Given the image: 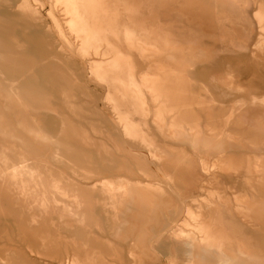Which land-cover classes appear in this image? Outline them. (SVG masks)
<instances>
[{
  "label": "rangeland",
  "instance_id": "obj_1",
  "mask_svg": "<svg viewBox=\"0 0 264 264\" xmlns=\"http://www.w3.org/2000/svg\"><path fill=\"white\" fill-rule=\"evenodd\" d=\"M263 100L264 0H0V264H264Z\"/></svg>",
  "mask_w": 264,
  "mask_h": 264
},
{
  "label": "bare ground",
  "instance_id": "obj_2",
  "mask_svg": "<svg viewBox=\"0 0 264 264\" xmlns=\"http://www.w3.org/2000/svg\"><path fill=\"white\" fill-rule=\"evenodd\" d=\"M144 44H145V43H144ZM263 101H264V100H263ZM170 131H172V128H170ZM103 132H104V131H103ZM166 133H167V132H166ZM107 135H108V134H107ZM260 143H261V142H260ZM260 143H259L258 146H260ZM255 144H256V143H255ZM117 145H118V144H117ZM263 145H264V144H263ZM253 147H254V146H253ZM262 148H264V147H262ZM254 155H255V154H254ZM255 156H256V155H255ZM250 157H251V156H250ZM250 157H248V158H249V160H251V167H252L251 169H254L255 171H258V173H259L260 170L262 169L261 166L264 165V161H263L264 159H263V160H261V158L257 159L258 157L256 156L257 158L254 159V160H252V159H250ZM251 158H252V157H251ZM254 158H255V157H254ZM248 162H250V161H248ZM249 171H251V170L249 169ZM261 171H262V172H260L259 174H261V173L264 172L263 170H261ZM250 173H252V172H250ZM253 174H255V173H253ZM256 175H257V174H256ZM256 175H255V176H256ZM262 175H263V174H262ZM255 176L252 175L253 178H255ZM252 177H249V179L252 178ZM261 177H262V176H261ZM261 177L258 175V177H257V181H258V182L256 181L257 183H260V182H261V179H262ZM252 180H253V179H252ZM107 183H108V181H107ZM107 183H106V184H107ZM168 183H169V182H168ZM249 183H250V182H249ZM253 183H254V182H253ZM253 183H251V184H253ZM255 184H256V183H254V187H252V190H253L254 194H255V191L258 192V189L255 187ZM123 185H124V184H123ZM113 186H114V185H113ZM120 186H121V185H120ZM252 186H253V185H252ZM108 187H109V186H108ZM122 187H123V186H122ZM59 188H60V187H59ZM247 188H248V187H247ZM104 189H105V188H103V190H104ZM107 189H108V188H107ZM122 189H123V188H122ZM107 192H110V191L107 190ZM111 193H113V195L116 194L115 192H111ZM125 193H126V192H125ZM246 193H248V192H245V194H246ZM250 193H252V191H251ZM258 193H259V192H258ZM74 194H75V193H74ZM245 194H244V195H245ZM256 194H257V193H256ZM242 195H243V194H242ZM257 195H259V194H257ZM110 196H111V195H110ZM247 196H249V195L247 194ZM126 197L129 198V193H128V196H126ZM244 197H246V196H243V198H244ZM252 197H253V195H252ZM78 198H79V197H78ZM106 198H107V197H106ZM108 198H109V197H108ZM237 198H240V197H237ZM243 198H242V199H243ZM254 198H255V196H254ZM240 199H241V198H240ZM73 200H74V199H73ZM78 200H79V199H78ZM104 200H105V199H104ZM106 200H107V199H106ZM117 200H118V199H117ZM237 200H238V199H237ZM247 200H249V199L247 198ZM74 201H75V200H74ZM79 201H80V200H79ZM111 201H112V200H111ZM123 201H124V200H123ZM239 201H241V200H239ZM244 201H246V200H244ZM76 202H77V201H76ZM118 202H119V201H118ZM118 202H117V204H118ZM242 202H243V201H242ZM246 202H248V201H246ZM246 202H245V203H246ZM250 202H252V201L249 200L248 204H249ZM81 203H82V202H81ZM112 203H113V202H112ZM77 204L80 205V202H77ZM77 204H76V206H78ZM106 204H107V201L105 202L104 205H106ZM109 204H110V203H108V206H111V205H109ZM246 204H247V203H246ZM73 205H74V202H73ZM113 205H115V204H113ZM80 206H81V205H80ZM80 206H79V208H81ZM106 206H107V205H106ZM108 206H107V207H108ZM122 206H123V205L121 204V207H122ZM72 207H74V206H72ZM107 207H106V208H107ZM115 207H116V205H115ZM119 207H120V206H119ZM109 208H111V207H109ZM122 208H123V207H122ZM122 208H121V209H122ZM107 209H108V208H107ZM114 209H115V208H114ZM110 210H111V209H110ZM116 210H117V209H116ZM106 211H107V210H106ZM112 211H113V210H112ZM71 212H72V210H71ZM108 212H109V210H108ZM108 212H107V213H108ZM120 212H121V211H120ZM112 213H113V212H112ZM116 213H117V212H116ZM118 213H119V212H118ZM118 213H117V214H118ZM108 214H109V213H108ZM110 214H111V213H110ZM110 214H109V216H108V215H106V216H108V218H109V217H110ZM114 216H115V215H114ZM118 216H119V214H118ZM111 217H112V216H111ZM115 217H116V216H115ZM115 217H114V218H115ZM108 218H107V219H108ZM118 218H120V216H119ZM116 219H117V218H116ZM109 220H110V219H109ZM112 220H113V218L111 219V221H112ZM119 221H120V220L118 219V223H119ZM116 222H117V221H116ZM120 222H121V221H120ZM113 224H114V222H113ZM107 226H108V225H107ZM116 226H117V225H116ZM114 227H115V224H114ZM117 227H118V226H117ZM109 229H110V228H109ZM112 229H113V228L110 229V234L112 233V231H111ZM114 229H115V228H114ZM114 229H113V231H114ZM117 231H118V230H117ZM187 233H188V232H187ZM187 233H186V234H187ZM113 234H115V232H114ZM113 234H112V235H113ZM116 234H117V233H116ZM116 234H115V235H116ZM186 234H185V235H186ZM187 236H188V235H187ZM192 236H194V234H193ZM188 237H189V236H188ZM190 237H191V235H190ZM191 239H192V237H191ZM189 240H190V239H189ZM191 242H192V240H191ZM191 242H190V243H191ZM192 243H193V242H192ZM192 243H191V244H192ZM183 244H184V245H187L188 243H186V244L183 243ZM196 246H197V244H196ZM196 246H195V249L198 251V249L196 248ZM188 247H189V246H188ZM190 247H191V246H190ZM186 249H187V248H186ZM192 249H193V247H192ZM192 249H191V250L189 249V250L192 251ZM195 249H194V250H195ZM186 251H187V250H186ZM190 253H194V254H195V251H194V252H190ZM222 263H223V262H222Z\"/></svg>",
  "mask_w": 264,
  "mask_h": 264
}]
</instances>
